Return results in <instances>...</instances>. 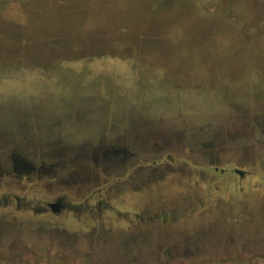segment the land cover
<instances>
[{"label": "rangeland", "instance_id": "1", "mask_svg": "<svg viewBox=\"0 0 264 264\" xmlns=\"http://www.w3.org/2000/svg\"><path fill=\"white\" fill-rule=\"evenodd\" d=\"M14 195L103 205L55 232L0 208V264L18 231L53 253L30 264H264V0H0Z\"/></svg>", "mask_w": 264, "mask_h": 264}, {"label": "flooded vegetation", "instance_id": "2", "mask_svg": "<svg viewBox=\"0 0 264 264\" xmlns=\"http://www.w3.org/2000/svg\"><path fill=\"white\" fill-rule=\"evenodd\" d=\"M232 172L237 174L240 177H244L246 175V171L237 167H233L231 168ZM213 171L216 173H221L224 174L226 171L224 168H220L218 166H214L213 167ZM240 171V172H239ZM56 204V205H54ZM53 205L56 206L55 208H57L56 211L53 210ZM103 205V201L101 199L97 200V202L94 203H89V202H85L82 205H74V204H70L66 201H64L62 198H54V199H48V200H36L33 199L32 197H28V196H18V195H14V196H0V208L2 209H6V208H12V206H14L15 210H17L18 212H24V213H28V214H20V215H16L13 213L8 212L7 214H4V216L2 217H10L11 224L14 227H18V230L23 229L24 227H29V226H37V227H44L45 224H49V226H54L55 229L53 232H55L57 229L60 230H64V228H59L58 227V222L55 220V217H58L59 215H61L63 212L65 211H79V210H83L86 209L88 212H92L95 211L97 213L100 212V209L102 208ZM107 207H104V209H106ZM109 211H112L111 208H107ZM106 209V210H107ZM128 215V214H125ZM135 217V216H134ZM136 217L139 220H142V216L140 215H136ZM156 219H160L163 222H166V219L164 218H159L158 216H155ZM152 216H148L147 217V222L151 221ZM4 220V219H2ZM17 225V226H16ZM102 227V224L100 225ZM23 227V228H21ZM105 231V230H104ZM39 232V231H38ZM37 232V233H38ZM100 234L102 233V228L100 229ZM78 237H81L85 242L87 240H90L88 235L82 234L81 236H79L81 233L80 231L74 232ZM100 234L97 237H93V242L92 244L88 247L90 248V251L95 250L93 244H97L98 246L100 245V243H102V237L100 236ZM73 236V237H76ZM38 235H36L37 237ZM57 239L59 238L60 235H57ZM21 237V238H20ZM61 237V236H60ZM66 239L64 240V247L68 248L69 250H74V245L71 244L68 240V237H62L60 239ZM72 238V237H71ZM100 240V241H99ZM18 241L20 242V244L17 247L12 246V243ZM66 241V242H65ZM9 246L8 249L6 251H4V253L6 254H10V253H18V264H30L31 262H37L39 258V256H35L36 252H38V250L42 251L41 253H46L47 252V256L48 259L51 260L53 253L48 251V250H44L40 247H38V245H34L33 242L31 244H27L26 240H24L20 234V232L18 231V236H15L14 239L11 240V242L8 244ZM96 245V246H97ZM50 247H54L53 245L48 246ZM77 248V247H76ZM89 249H86V253L87 254V258L85 259V264H87V262L91 259V252L88 251ZM39 251V252H40ZM3 251H1V247H0V253H2ZM165 254V252H163ZM50 262V261H48Z\"/></svg>", "mask_w": 264, "mask_h": 264}, {"label": "water", "instance_id": "3", "mask_svg": "<svg viewBox=\"0 0 264 264\" xmlns=\"http://www.w3.org/2000/svg\"><path fill=\"white\" fill-rule=\"evenodd\" d=\"M239 172H240V171H239ZM54 205H56V204H54ZM54 205H53V210H54V211H56V210H57V208H55L56 206H54Z\"/></svg>", "mask_w": 264, "mask_h": 264}]
</instances>
